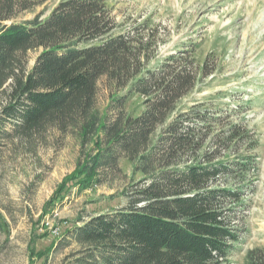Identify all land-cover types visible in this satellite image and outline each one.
Segmentation results:
<instances>
[{
	"label": "trees",
	"instance_id": "trees-1",
	"mask_svg": "<svg viewBox=\"0 0 264 264\" xmlns=\"http://www.w3.org/2000/svg\"><path fill=\"white\" fill-rule=\"evenodd\" d=\"M45 1L0 0V142L54 128L92 144L70 176L84 175L80 185L121 172V159L141 175L127 205L68 231L63 244L81 246L74 264H223L243 239L223 205L237 193L214 186L234 161L203 149L216 111L184 103L203 69L175 54L151 64L146 28L120 30L109 0H62L45 17L15 19ZM104 76L114 91L102 109ZM135 97L138 115L127 108Z\"/></svg>",
	"mask_w": 264,
	"mask_h": 264
},
{
	"label": "rangeland",
	"instance_id": "rangeland-1",
	"mask_svg": "<svg viewBox=\"0 0 264 264\" xmlns=\"http://www.w3.org/2000/svg\"><path fill=\"white\" fill-rule=\"evenodd\" d=\"M61 1L46 0L15 19L41 11L45 17ZM109 5L120 30L146 28L143 35L156 54L151 64L175 54L183 56L181 63L190 58L203 69L184 103H200L210 116L216 111L203 149L215 153L216 161H234L214 186L237 193L224 197L223 205L243 239L223 264H251L252 256L264 260V0H109ZM41 50L27 53L29 69ZM98 83L103 109L114 89L105 76ZM142 100H130L128 110L140 114ZM91 147L54 128L1 140L0 264H74L81 246L63 244L68 231L127 205L123 193L141 178L128 159L103 183L80 185V174L70 178Z\"/></svg>",
	"mask_w": 264,
	"mask_h": 264
}]
</instances>
